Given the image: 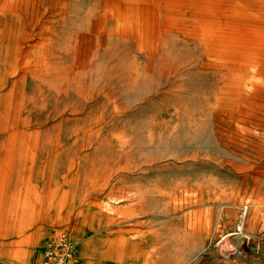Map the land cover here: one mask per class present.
I'll return each instance as SVG.
<instances>
[{"label": "rangeland", "instance_id": "obj_1", "mask_svg": "<svg viewBox=\"0 0 264 264\" xmlns=\"http://www.w3.org/2000/svg\"><path fill=\"white\" fill-rule=\"evenodd\" d=\"M63 231L72 264H264V0H0V264Z\"/></svg>", "mask_w": 264, "mask_h": 264}, {"label": "built area", "instance_id": "obj_2", "mask_svg": "<svg viewBox=\"0 0 264 264\" xmlns=\"http://www.w3.org/2000/svg\"><path fill=\"white\" fill-rule=\"evenodd\" d=\"M245 213V210H244ZM75 255V248L66 232H59L52 239L44 255V264H65Z\"/></svg>", "mask_w": 264, "mask_h": 264}, {"label": "bare ground", "instance_id": "obj_3", "mask_svg": "<svg viewBox=\"0 0 264 264\" xmlns=\"http://www.w3.org/2000/svg\"><path fill=\"white\" fill-rule=\"evenodd\" d=\"M246 210H247V206H246ZM244 215H246V211H245V214H244ZM244 215H243V217H244ZM242 220H245V217H244ZM229 233H230V232H224V233H222V234L220 235L221 241H226V240H228L229 236L234 235V234H229ZM237 234H238V233H237ZM239 234L244 235L243 230H242ZM256 251H257V250H256ZM258 253H259V252H258ZM75 255H76V254H75ZM75 255H74V258H73L71 261L67 262L66 264H72V263L74 262Z\"/></svg>", "mask_w": 264, "mask_h": 264}]
</instances>
